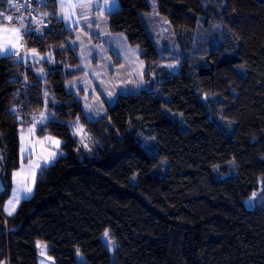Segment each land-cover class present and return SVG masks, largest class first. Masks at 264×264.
I'll return each instance as SVG.
<instances>
[{
    "label": "trees",
    "instance_id": "16d2710c",
    "mask_svg": "<svg viewBox=\"0 0 264 264\" xmlns=\"http://www.w3.org/2000/svg\"><path fill=\"white\" fill-rule=\"evenodd\" d=\"M119 5L106 14L111 29L141 49L149 77L154 65L170 60L160 58L143 21L150 2ZM158 5L182 48L198 51L194 66L185 60L180 72L166 74L159 95H120L97 121L84 117L80 98L65 87L75 75L66 66L79 58L57 0H36L49 27L33 22L39 31L25 37L40 54L54 53L45 79L38 65L0 56V264H40L37 241L48 243L55 264H264V205L245 204L261 189L264 198V0ZM46 92L56 117L39 132L61 138L62 155L39 172L34 196L7 216L21 165L20 128L45 109ZM77 118L90 150L69 127ZM140 134L156 139V154ZM163 160L168 170L161 175ZM108 228L115 263L102 240Z\"/></svg>",
    "mask_w": 264,
    "mask_h": 264
},
{
    "label": "rangeland",
    "instance_id": "374dc122",
    "mask_svg": "<svg viewBox=\"0 0 264 264\" xmlns=\"http://www.w3.org/2000/svg\"><path fill=\"white\" fill-rule=\"evenodd\" d=\"M64 2L67 4L70 0H64ZM71 2H75V0H71ZM149 2L151 5V11L142 14L143 21L160 58L170 59L154 65L149 77L147 64L142 59L141 49L137 46H132L124 33L112 31L110 19L106 14V19L103 22L99 17H89L91 20V26H89L84 19L80 18L79 14L82 10L77 8V15L73 17V21L79 19V24L72 23L68 26L67 22L63 21L66 27L73 33V37L69 41V44L73 49L78 50L79 58V62L76 66H66L67 70L69 72L73 71L75 75L71 76L66 81L65 87L68 92L76 93L80 98L84 117L86 118V115L87 117H91V119H86L90 121H97L107 116L109 107L113 106L116 103L117 98L122 94H132L147 90L154 91L157 95H159L160 87L158 84L166 74L180 72L185 60L190 63L191 66H194L193 60L195 56L198 58V51L194 49L192 51L184 50L178 43L168 19L159 12L158 0H149ZM108 3L111 4V0H108ZM119 8L120 5L118 9ZM11 9L12 8L9 7L10 12H12ZM35 11V14H37L42 21L43 13L37 10ZM65 11H67V9H65ZM93 11L95 10L93 9ZM19 14L23 15V17L29 21V17L26 13L19 11ZM12 15L15 19V16L18 14L13 13ZM1 20L3 24L9 25L3 21L2 17ZM27 21H25L26 25L28 24ZM97 24H99V27H97ZM24 37L23 42H25ZM24 48L27 49L24 50ZM28 49L33 48L27 46L25 43L23 49H19L21 57L16 56L17 60L25 63L31 62L38 65L36 73L39 78L45 79L47 71L44 68V64L46 62L50 64L55 63L54 53L50 52L49 54L43 55L35 49V55H26L25 53ZM201 59L203 60V57H201ZM168 64H175L176 67L169 68L167 67ZM141 72L143 73L142 77L140 75ZM109 92H114V96L109 97ZM46 93L45 109L42 112L33 114L31 121L23 124L20 128L21 165L14 171V173H20L21 175L17 176L15 179L12 175V191L18 186L17 181L23 177L28 178V183H30L33 187V191L28 199H31L34 196L38 174L44 167L42 166L40 169H36L33 167L34 164L41 163L43 165V160L49 155V153L51 151H57L54 143H52V141L48 138L51 137L55 140L61 141L59 152L62 153L63 151V140L61 138L52 134L41 135L39 132L41 127L49 121L54 120L56 117L55 109L52 108L51 104V94L49 92ZM165 112L167 115L172 117V119L184 123L182 115L172 113L167 107L165 108ZM41 113H43L46 117L43 124L40 123ZM77 123L83 127V132L81 135L75 136L80 139L83 136L84 142L88 143L90 148L91 145L88 140L89 133L87 131L86 124L82 121V118H77L76 120L69 122V127L72 133L74 134ZM29 129H34V131L30 133ZM139 136L142 140V144L145 147L147 146L148 152L151 155L156 154V139L141 134ZM22 147L25 149L23 153L21 152ZM60 156L61 155L58 154L55 160L51 161L46 166L53 164ZM167 170L168 162L163 160L156 173L163 175L167 172ZM32 172L36 173L34 177V184L32 183ZM2 173L3 157H0V193L4 190ZM136 179V177H133L132 181L136 182ZM261 190H258L252 199L246 200L245 204L248 208H256L264 205V198L261 197ZM11 197L12 192L9 199H11ZM8 200L6 201V204ZM23 201L24 200L22 199L16 206V210L12 215L17 212ZM4 214L9 216L5 210ZM107 231L109 233V237L107 239L110 240L111 243L106 242V238L104 237L105 232L102 234V240L111 254L112 262L115 263L117 243L112 238L111 228H108ZM38 243L43 246V248L37 246L40 264H42V262L43 264H55L54 259L49 254L48 243L45 241H37V245ZM42 250L44 252L43 255ZM79 259L80 263H83L82 255H79Z\"/></svg>",
    "mask_w": 264,
    "mask_h": 264
},
{
    "label": "snow or ice",
    "instance_id": "6c2138e0",
    "mask_svg": "<svg viewBox=\"0 0 264 264\" xmlns=\"http://www.w3.org/2000/svg\"><path fill=\"white\" fill-rule=\"evenodd\" d=\"M8 3L11 7L15 8L17 12H19L20 8L23 7V5L15 3L14 0H8ZM60 7H61V18L63 21L67 22L68 26H70L72 23L79 24V19L73 21V17L77 15L76 13L77 8L82 10L81 13L79 14L80 18L84 19L85 22L89 26H91V20L89 19V17H99L100 20L103 22L106 19L105 13L111 15L116 10H118L119 0H111V4L108 3V0H75V2H71L70 0V2L67 4L64 2V0H60ZM65 9H67V11H65ZM93 9L95 11H93ZM45 15L47 14L45 13ZM0 17H3V20L8 22V24H11V22L14 20L13 15L7 14L5 12H0ZM15 19L18 21V24L12 25L11 27L3 23H0V56L11 57L15 55L17 57H21V53L18 49L20 47H23V37L24 35L30 34L32 31L30 28L26 26L25 17L17 16L15 17ZM34 19L35 18H33V20ZM97 27H99V24H97ZM36 31H39V29H37ZM25 54L35 55L36 50L28 49ZM167 67L175 68L176 65L168 64ZM140 75L142 77L143 73L141 72ZM25 79H27V77H25ZM45 96H47V93H45ZM108 96L113 97L114 92H109ZM12 111L15 112V109H13ZM86 118L91 119V117H87V115ZM45 119L46 117L44 116L43 113H41L40 123L43 124ZM41 130H43V128H41ZM33 131L34 129H29L30 133H32ZM82 132H83V127L77 123L76 130L74 131V135H81ZM48 139L51 140L52 143H54L57 151H51L49 155L43 160V165L41 163L34 164L33 167L36 169H40L42 166H46L51 161L55 160L58 154L62 155V153L59 152L61 141L55 140L54 138L51 137H49ZM81 143L85 149L90 150L89 144L84 142L83 136L81 138ZM24 151L25 149L22 147L21 152L23 153ZM20 175H21L20 173H13L14 179ZM35 175L36 173L32 172L33 184L35 182L34 181ZM17 185L18 186L14 188L12 191L11 199L8 200L4 208L5 212H7L9 216H11L13 212H15L16 206L21 202L22 199L27 200L28 198H30V195L33 191V187L30 183H28L27 177H23L22 179L17 181ZM255 195L256 194L254 193L253 196ZM104 237L106 238V242L111 243V241L107 239L109 237V233L107 230L104 233ZM37 246L43 248V246H41L39 243ZM43 254L44 252L42 250V255Z\"/></svg>",
    "mask_w": 264,
    "mask_h": 264
},
{
    "label": "built area",
    "instance_id": "2783aa9c",
    "mask_svg": "<svg viewBox=\"0 0 264 264\" xmlns=\"http://www.w3.org/2000/svg\"><path fill=\"white\" fill-rule=\"evenodd\" d=\"M5 1H6L5 4L7 7L2 9L1 12H5L7 14L12 15L13 13L9 11V7L10 8H13V7H11L9 5L8 0H5ZM14 2L23 5V7L20 8V11L26 13L28 15L30 21L35 22V23L40 22L41 26L44 28L49 27L48 21H41L40 17L37 14H35L36 13L35 10L39 11L37 9V6H36V0H14ZM33 18H35V19L33 20ZM2 19H3V17H2ZM4 22H6V21H4ZM6 23H8V22H6ZM24 45H25V42H23V46Z\"/></svg>",
    "mask_w": 264,
    "mask_h": 264
},
{
    "label": "crops",
    "instance_id": "0c3cea01",
    "mask_svg": "<svg viewBox=\"0 0 264 264\" xmlns=\"http://www.w3.org/2000/svg\"><path fill=\"white\" fill-rule=\"evenodd\" d=\"M58 1V15H59V17L61 18V7H60V0H57ZM12 9H15V8H12ZM13 13H15V14H18V15H16L15 17H17V16H23V15H21V14H19V12H13ZM105 14H107V13H105ZM62 19V18H61ZM28 20L29 21H27L26 19H25V21H27L28 22V24L26 25L28 28H30L32 31L31 32H33L34 30H37L36 28V25H33V22H31L30 21V19L28 18ZM0 21H1V23H3L2 22V20H1V17H0ZM13 23H15V24H13ZM12 24L13 25H17L18 24V21L16 20V19H14L12 22H11V24H9V25H7V26H9V27H11L12 26ZM25 37H26V35H24ZM24 37V38H25ZM19 49H23V47H20ZM18 49V50H19ZM27 48H24V50H26ZM15 56V55H14Z\"/></svg>",
    "mask_w": 264,
    "mask_h": 264
}]
</instances>
